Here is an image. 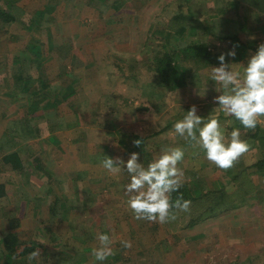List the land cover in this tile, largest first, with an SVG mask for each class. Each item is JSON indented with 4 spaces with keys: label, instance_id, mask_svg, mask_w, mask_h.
<instances>
[{
    "label": "rangeland",
    "instance_id": "rangeland-1",
    "mask_svg": "<svg viewBox=\"0 0 264 264\" xmlns=\"http://www.w3.org/2000/svg\"><path fill=\"white\" fill-rule=\"evenodd\" d=\"M153 1H156L157 7L166 6V9L159 10L155 14L166 19L165 28L170 34L175 33L174 21L176 16H182L181 18L186 21L189 18L197 17L199 22L206 21L210 30H215L216 25L221 28L226 25L238 26V23L240 24V28H238L242 30L240 19L245 18V23L248 20L247 27L250 33L248 30H244L246 37L243 35L242 46L236 42L232 43L233 46L242 48V54L239 57L244 58V60L238 63H246L249 56L255 53L258 45L264 43V14L260 16L258 9L252 7L246 0ZM16 2L14 0L15 5H12L10 9L4 8L8 1L0 0V7L8 10L10 14L23 17L22 19L26 22L31 21V19L34 21V18L40 17L47 23L45 16L49 9L43 10L44 16L41 13L35 15V11L44 9L46 4L49 7L54 6V9L63 8L60 3L56 4L57 0H22L21 3L24 5L25 11H21L20 5H17ZM258 2L264 3L263 0H258ZM57 16L59 14L55 17ZM23 20L19 19L17 22L0 21V33H11L17 35L19 39L24 34L30 36L31 34L46 33L44 31L46 26L34 25L31 28L26 22L22 23ZM49 23L53 24L54 21L51 19ZM109 27V25L101 26V29L106 33L105 29ZM228 29L229 27H226L224 31L226 32ZM59 32H68V30L62 26V30ZM161 35L164 38L161 39L158 46L156 44H153L156 47L148 46L149 54L152 55L150 60L154 62L146 64L144 68L142 64L136 68H141L144 74L139 75L142 80H138L137 74L135 81L144 88L150 86L148 90H150L151 96L158 93L156 88L152 89L154 85L151 83L156 84L161 81L158 63L153 59V56H159L160 53L161 58L159 59H164L165 55H172L173 53L172 41L167 42L168 34L166 33L164 36L161 33ZM231 38L233 39L234 35H231ZM15 42L16 40L9 43V46L12 44L10 49H15ZM46 43L48 42H43V44ZM21 44L19 43V45ZM1 47L4 48L5 43L0 42V50ZM109 47L111 49L112 43H103L104 52ZM212 48L214 49V45ZM173 56L176 59L175 55ZM180 57L181 55L178 56L179 60ZM7 60L9 64L4 65L13 67L12 61L15 63V58H8ZM93 60L99 62V67L107 66L102 73L109 72L112 65L111 61H116L114 58L99 56ZM127 60L130 61L129 58L122 59L124 62L122 65L129 70L131 67ZM145 62H148L147 59ZM238 63L236 62L234 66H238ZM149 66H152V69H149ZM14 73H8L4 68L0 69V99L4 96L2 91L5 89V83L7 88L15 85ZM191 78V76L188 77V80ZM122 81H127V79L122 78ZM142 81H144L143 84ZM198 81L199 83L203 81L201 85L204 86L205 82H208L210 86L212 83V81H206V78L202 79L201 77L197 78ZM110 82V78L103 74L102 83L97 82L96 85L101 87L102 92H105L106 88L110 86ZM142 90V88H135L132 92H123L122 95L126 96L127 99H125L126 97L120 98L118 107L112 99H109V104L100 107L99 110L95 108L96 106H91L90 102L93 101L94 97L97 99L101 95V91L97 90L90 95L88 113L85 115L86 121L83 122L82 127L88 129L95 127L103 135L99 137L97 134L91 139L94 144L88 143V151L89 149L95 150L99 147L95 142H100L103 145V150L106 149L104 144L107 145V153L105 151L104 156H102L99 155L100 152H97V159L94 162V164L96 163L94 165L95 170H91V174L87 175L86 178L80 179L81 187L78 193H80L81 199L61 202L60 199L64 195L62 194L58 195V200L55 201L54 194L46 190L50 186V181L56 180L45 177L39 169H27L26 173L15 175L13 180L15 184L11 186L13 192L0 203V264H30L28 256L37 249L40 250L41 255L31 264H99L94 260L92 251L99 246L95 236L101 232L108 233L112 238L111 247L114 252L103 264H264V166H261L260 169L255 165L259 160L264 159V124H262V133L260 132L257 137L250 135L256 128H240L241 138L247 141L250 148L234 162L235 166L233 167L236 169L233 171L240 172L246 167L247 170L245 174H240L237 182L232 181L229 180L231 179L229 175H233L232 170L228 171L230 174L225 173L224 170H218L215 165L204 159L200 150H191L194 152L191 154L192 152L188 150L190 142L184 143L185 141L177 137L172 130V126L176 122H173V119L180 113L181 107L195 103V98L199 97L197 92L186 89L174 91L170 90V87H167L165 91L161 89V96L165 97L161 104L162 109H151V104L146 98L142 97L143 103L142 101L138 103L132 101V96H140L141 99V95H144L141 93ZM59 91L56 90L54 93ZM133 91L140 94L132 95ZM128 94L131 95L130 98H128ZM107 95L109 96V94ZM157 97L151 98L152 105H155L153 99L156 100ZM3 98L5 99V97ZM10 99L6 98L5 100L10 101ZM144 107L150 109H143ZM80 108L83 110L84 106L82 105ZM90 109L96 111L94 114L96 116L89 112ZM134 109L135 113L130 118L131 122L135 117L134 122L130 124L128 118L125 117L122 122L117 121V124L121 126L117 133L110 131V128L115 125L114 118L118 116L117 110L126 115ZM219 118L227 133L231 132L227 126L239 125L238 121L227 122L225 117ZM59 119L62 122L63 118ZM145 120H150V123L163 120L161 122L162 127L159 129L158 124H154L150 126L151 128L141 130L142 123L139 121ZM262 120L264 121V119ZM137 122H139L138 125H136ZM12 124V127L16 129L15 124ZM160 130L159 135L157 132ZM261 134H263L262 137H260ZM72 138L71 135L65 136V140H68L69 143H74ZM136 140L140 141V145L137 146L134 143ZM53 143H56L55 139H53ZM176 146L185 147L183 148L184 159L178 165L184 172L183 185L189 183L188 187L193 194L200 198L190 204L188 212L175 210L176 219L168 223L161 224L134 219L126 206L127 197L123 191V186L129 182L127 172L109 173L101 166L100 162L105 158V155L118 156L127 160L132 152H137L140 154V162L146 167L161 152V149ZM57 154V152H53L49 156L55 159ZM69 159L70 163H73L74 156L70 155ZM57 163L58 165L55 167L59 172L63 171L64 168H69L66 167L69 162H65L63 158L59 159ZM90 165L92 166L93 163L91 162ZM233 167L231 168L233 169ZM37 172H42L41 177L36 175ZM70 172L74 171L70 170ZM195 174H197L196 177H194ZM197 177L201 183L195 184ZM75 180L77 181V179ZM23 181L33 184H30L29 187L25 186L23 189H28V191L22 190L21 193L18 189ZM223 181L228 182L224 183ZM57 184L53 185L58 188ZM214 184L215 186H213ZM240 185L244 188H239ZM222 188L226 190L227 195H232L234 191L238 193L239 196L233 194L232 200L234 202L237 198L244 197L241 205L236 207L232 202H229V209L224 212H217L223 209L229 201L226 197L227 201L220 202L218 189ZM29 191L32 193H28ZM206 209L217 214L215 216L209 215L206 220L193 226L188 225L193 216L206 212ZM230 238L231 241H229ZM7 240L11 242L7 243ZM125 240L131 242V248L123 247L121 241Z\"/></svg>",
    "mask_w": 264,
    "mask_h": 264
},
{
    "label": "crops",
    "instance_id": "crops-1",
    "mask_svg": "<svg viewBox=\"0 0 264 264\" xmlns=\"http://www.w3.org/2000/svg\"><path fill=\"white\" fill-rule=\"evenodd\" d=\"M5 1H8V3L4 8L8 7L11 9L12 5H15L14 0ZM16 1V4L20 5L21 11H25L24 5L21 3L22 0ZM57 3H60V6H63V8L54 9V6L49 7L46 4L44 9H37L35 11V15L41 13L44 16L42 14L43 10L49 9L45 16L47 23L43 19H40V17L34 18V21L31 19V21L28 20L26 22L22 19L23 17H18L15 14V22L21 19L23 20L22 23L26 22L29 24L28 27L31 28L34 25L46 26L44 29L46 33L31 34L30 36L24 34L20 39L17 35L11 33H0V42L5 43V47H1L0 50V69L4 68L8 73L15 72V85L7 88L5 83V89L2 91L4 96L0 99V103L2 102L0 104V203L13 192L11 186L15 184L13 181L15 175L23 174L27 169L33 168L41 170L45 177L56 180H49L50 186L46 190L54 194L55 201L58 200V195L62 194L64 195L60 199L61 202L81 199L79 197L80 193H78L81 187L80 179L86 178L87 175L91 174V170H95L94 165L96 163L94 164V162L97 159V152H100L101 154L99 155L102 156H104L105 151L107 153V145L104 144L106 149L103 150V145L100 142H95L99 147L96 146L95 150L89 149L88 151V143L94 144L91 142V139L96 137L97 134H99V137L103 135L95 127L93 129L82 127L83 122L86 121L85 115L88 113L89 97L92 92L101 91V95L97 99H95L96 97L93 98L95 102H90L91 106H96L95 108L99 110L100 107L107 106L109 104L108 100L112 99L118 107L120 98L126 97L122 95L123 92L127 91L129 93L135 90V88H142L141 93L144 95H141V99L140 96H132V101L136 103L142 101L143 103V97L151 104V109H162L161 104L165 97L161 96V89L165 91L168 84L162 81L156 84L151 83L154 85L152 89L156 88L158 91V93H154L151 96L150 90H148L150 86L144 88L135 81L137 74L138 80H142L139 75L144 74L141 68H136L141 64L144 68L146 64L154 62L150 60L152 55L149 54L148 46H158L161 39L163 40L164 38L161 33L164 36H166V33L168 34L167 42L172 41V44L170 43L173 51L172 55H175L176 58L179 56L178 53L188 50V45L193 46V44L205 43L208 46V50L213 55L209 58V61L204 64L196 60L195 62L199 64L194 67L190 75L187 72L186 84L174 89L170 88V90L174 91L186 89L198 92V88L203 89L205 86L201 85V82L204 80L199 83V81L197 82V78H206V81H209L208 77L211 67L218 66L216 57L221 52H227L235 42L238 44L240 43L239 40L243 42V35L246 37L245 31H250L247 27L248 20L245 23V18L240 19L242 30L239 29V23L238 26L226 25L221 28L216 25L215 30H210L208 28L209 24L206 21L200 20L201 22H199V19L194 18L184 23L182 22L181 27L185 25V28L182 30L179 27V21L175 20V33L170 34L165 28L166 19L155 14L159 10L166 9V6L157 7L156 1L153 0H57ZM55 11L59 16L55 17L57 15ZM51 19L54 21L53 24L49 23ZM107 25L110 27L105 29L106 33H104L101 26ZM62 26L68 32L60 33L59 31L62 30ZM226 27H229V29L225 32ZM231 35H234L233 39ZM14 40H16L14 44L15 49H10L12 44L9 46V43L14 42ZM44 41L48 43L43 44ZM108 42L112 43V47L111 49L109 47L104 52L103 43ZM19 43L22 44L19 45ZM23 43L26 44L24 45ZM153 44H156V46ZM213 45L214 49L212 48ZM235 50L237 56L234 60L229 58V62H233V64L243 62L244 58L239 57L242 54V48L236 47ZM192 55L189 53L187 56L181 55L180 69L182 71L186 70V62L189 61L190 63V61L195 60L192 58L194 57ZM98 56L110 57V59L114 58L116 60L114 62L111 61L112 65L109 72L102 73L107 66L99 67V62L93 60ZM13 57L15 58V63L12 61L13 67L5 66L4 64H9L7 59ZM125 58L130 59V61L127 60L128 65L131 67L129 70L122 65L124 64L122 59ZM159 58H161L160 53L159 56H153V59L158 63V70L160 72L159 63L161 60ZM146 59L148 62H145ZM133 67L135 68L133 69ZM151 67L149 66V69H152ZM103 74L107 75L111 80L110 86L106 88L105 92H102L101 87L96 85L97 82L102 83ZM190 76L192 78L188 80ZM132 77L133 79H130ZM122 78H126L128 82L122 81ZM143 83L144 81H142ZM208 85L207 95L204 98L196 97L194 103L198 108V114L202 116L208 115L213 107L214 85L213 82L211 86L210 84ZM56 90L60 91L54 93ZM136 93L140 94L133 91L132 95H137ZM156 96H158L156 100L153 99L155 105H152L151 98ZM3 97L11 99L7 101ZM130 97L131 95L128 94V98ZM194 104L181 107L180 113L173 119V122L182 119L183 115L186 114L183 109L187 111ZM82 105L84 106L83 110L80 108ZM145 108L150 109L149 107H144L143 109ZM89 112L93 115L96 114V111L93 109H90ZM117 113V118H114L115 125L110 128V131L116 133L121 127L117 124V121L122 122L127 117L128 122H130L135 109L133 111L130 110L126 115L118 110ZM219 117H225L227 122H231L232 120L236 122L233 118L224 116L222 112L219 113ZM59 118H63L62 122ZM98 121L100 122V120ZM134 121L135 117H133L131 122ZM162 121L157 120L153 123H150V120L139 121L142 123L140 129H147L154 124H158L160 129ZM263 122L262 120L259 123L261 129H263ZM12 123L15 124L16 129L12 127ZM234 127L243 129L240 124L232 127L227 126L231 131ZM256 129L250 135L256 133ZM160 133L158 134L160 135ZM68 135L73 137L74 143H69L68 140H65V136ZM262 136L263 134L260 135V137ZM53 139L56 140V143H53ZM184 143L188 144V142ZM184 146L180 147L185 148ZM195 149L199 150L198 146L194 142H191L188 150ZM53 152L58 153L55 159L49 156ZM70 155L74 156L73 163H70ZM9 156H17L19 160L15 162L17 164H14L12 161L9 162ZM8 157L9 159L7 160ZM61 158L65 162H69L68 166H66L69 168H64L63 171L59 172L56 169V165H58L57 162ZM91 162L93 163L92 166L90 165ZM233 166L235 165L233 164ZM217 169L219 170V168ZM235 169L236 167L223 170L227 173V170L234 172L233 170ZM70 170L74 172H70ZM42 172H37L36 175L41 177ZM196 176L197 174L194 175V177ZM195 180H197L196 184L201 183V180L199 182V177ZM55 183L59 184H57L58 188L53 185ZM30 184L33 183L23 181L18 191L21 193L22 190L28 191V189L23 188L25 186L29 187ZM59 187L61 188L59 189ZM2 190L3 193L1 194ZM28 193L32 192L29 191ZM67 195L69 196L68 198L66 197ZM229 241H231V238Z\"/></svg>",
    "mask_w": 264,
    "mask_h": 264
},
{
    "label": "clouds",
    "instance_id": "clouds-1",
    "mask_svg": "<svg viewBox=\"0 0 264 264\" xmlns=\"http://www.w3.org/2000/svg\"><path fill=\"white\" fill-rule=\"evenodd\" d=\"M236 46L217 57L218 66H212L208 77L214 82V91L218 93L212 98L213 107L206 116L198 114L194 104L173 125L174 134L185 142H194L202 151L204 159L217 168H231L238 158L249 151L250 145L241 138L240 128H233L227 133L221 123L219 113L231 117L244 129H255L264 119V43L258 45L254 54L246 63L234 66L229 62L237 56ZM208 83L203 89L198 88L197 95H207ZM222 90V91H221ZM134 143L138 146L140 141ZM183 147H168L150 161L145 167L140 162V154L132 152L127 160L121 157L105 155L100 162L109 173L117 174L126 171L129 182L123 186L127 197L126 206L136 220L168 223L176 219V211L188 212L191 201L182 194L174 201L171 195L179 192L183 185L184 172L178 165L183 161ZM99 246L92 251L96 262L103 264L113 255V241L108 233L96 234ZM124 248H131L130 241H121ZM39 249L31 252L28 260L40 257Z\"/></svg>",
    "mask_w": 264,
    "mask_h": 264
},
{
    "label": "trees",
    "instance_id": "trees-1",
    "mask_svg": "<svg viewBox=\"0 0 264 264\" xmlns=\"http://www.w3.org/2000/svg\"><path fill=\"white\" fill-rule=\"evenodd\" d=\"M245 1V0H244ZM248 1V4H250L252 7H256L258 9V12L261 14H264V3H259L258 0H246ZM261 1V0H260ZM264 1V0H263ZM182 16H176L175 20L179 21V27L182 29L185 28V25L183 27H181V23L186 22V20L184 18H181ZM193 18H189L190 19H194ZM0 19L4 22H13L15 21L16 17L15 14H10L8 12V10L3 9L2 7H0ZM196 19H198L196 17ZM240 45L242 46V42L239 41ZM237 43V42H236ZM187 51H182L180 53H178L179 55L182 56H187V54L189 53L190 55L193 54L192 58H194L195 60L190 61V63H186V70L182 71L179 67L180 65V60L179 58L175 59L173 55H165L164 59H160L161 62L159 63V69H160V77H161V81L167 83L168 87L170 88H177V87H181L184 84H186L187 82V74L192 73V71L194 70V67L198 65L197 62H195L196 60L200 63H204L206 64L209 61V58L212 57L213 55L211 54V52L208 50V46L205 43H198V44H193V46L188 45L187 47ZM181 58V57H180ZM176 60V61H175ZM158 66V65H157ZM188 72V73H187ZM256 133H253L254 137H257L259 135V133H262V129L259 126V124L257 125V129H256ZM161 131H158L157 133H160ZM107 148V146H106ZM10 157V156H9ZM9 157L7 158V160L9 159ZM14 162V164H17L15 162L19 161L17 159V156H12L9 159V162ZM256 166H258L261 169V166H264V159L259 160L256 164ZM219 170H223V169H219ZM247 170L246 168H243L240 172H233V175L231 176V174L228 172L229 170H227L226 172L229 173L230 178H232V181H238L239 180V176L240 174H245ZM234 177V179H233ZM230 180V179H229ZM228 181H226L227 183ZM189 184V183H188ZM188 184L185 183L184 185H182V187L180 188L179 192H174L171 195V199L174 201L178 196H180L182 194L184 199L190 200L191 203L192 202H196L200 197L195 196V194H193L192 190L188 187ZM196 184V183H195ZM239 188H244L242 185H240ZM197 191H199L198 188H196ZM238 191V190H237ZM218 192L220 193V202L222 201H227V199L229 200L228 203H226V205L223 207V209H221L220 211L217 212H224L225 210L229 209V202H232V204L236 207L240 206L244 197L237 198L236 201L234 202L232 199L233 194L238 195V193L236 191L232 192V195H227V192L224 188L222 189H218ZM3 193V190L1 191V194ZM239 196V195H238ZM227 197V199H226ZM233 197V198H232ZM200 201V200H199ZM234 202V203H233ZM217 213L214 211H208L206 209V212L204 211V213L202 214H197L195 216H193L190 220V222L188 223L189 226H193L196 223L202 222L204 220H206L208 218V216H215ZM9 237V236H8ZM9 242V240H7V243ZM11 242V241H10ZM9 242V243H10Z\"/></svg>",
    "mask_w": 264,
    "mask_h": 264
}]
</instances>
